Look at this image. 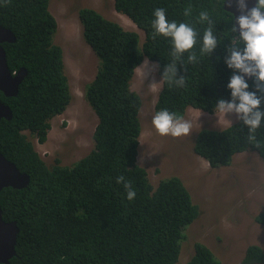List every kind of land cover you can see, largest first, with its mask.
I'll use <instances>...</instances> for the list:
<instances>
[{"label":"trees","instance_id":"1","mask_svg":"<svg viewBox=\"0 0 264 264\" xmlns=\"http://www.w3.org/2000/svg\"><path fill=\"white\" fill-rule=\"evenodd\" d=\"M50 2L0 0V23L17 37L16 42L3 43L9 68L13 73L27 70L18 95L7 97L0 90V99L13 112L11 119L0 120V152L31 177L24 188L6 187L0 192L4 219L16 221L20 228L17 254L0 264H179L187 231L199 218L201 206L182 177L164 178L155 187L139 164L143 99L133 80L146 58L158 63L162 78L174 60L171 39L152 38L153 13L164 8L169 21L192 24L201 41L192 50L198 63L187 61L189 53L177 61V78L183 76L185 86H170L163 80L156 112L167 108L183 118L190 108L216 113L220 99L231 100L227 85L233 69L225 57L232 38L239 35L231 31L234 16L225 9V0H114L116 11L141 28L144 38L143 31L141 37L94 8H80L84 38L100 59L86 88V98L99 118L94 148L71 165L59 159L48 164L26 131L45 143L53 118L72 100ZM189 6L192 13L186 17ZM201 11L209 12L218 39L216 49L205 56L199 49L208 25L199 22ZM248 83L249 90H256L252 79ZM248 135L241 120L223 128L204 126L193 149L212 167L231 165L237 154L247 151L257 152L264 161V122L255 133L259 146ZM121 175L136 192L132 200L124 184L117 182ZM255 220L264 225V210ZM194 250L183 264H222L207 244L197 241ZM242 264H264L263 248L249 245Z\"/></svg>","mask_w":264,"mask_h":264},{"label":"rangeland","instance_id":"2","mask_svg":"<svg viewBox=\"0 0 264 264\" xmlns=\"http://www.w3.org/2000/svg\"><path fill=\"white\" fill-rule=\"evenodd\" d=\"M82 7L94 8L134 30L121 21L124 18L129 22V17L124 14L123 18L117 17L114 0H51L50 10L58 21L55 42L64 50L72 100L62 114L53 118L45 143L26 131L48 164L59 159L61 164L71 165L94 148L99 118L86 98V88L98 72L100 59L84 38L78 11ZM142 31L141 28L138 31L141 37ZM151 85L143 76L135 75L133 87L145 99L140 111L142 134L138 162L147 169L155 187L164 178L182 177L194 201L201 206L199 218L187 231L188 239L183 243L179 264L191 258L197 241L207 244L222 264H242L249 245H259L264 250V225L255 220L264 210L263 159L257 152L247 151L237 154L231 165L212 167L196 154L193 145L198 131L204 126L223 128L237 122L239 119L231 113L224 118L218 112L211 114L190 108L184 118L192 123L189 135L161 136L152 124V117L163 81L158 82L154 91L155 101L148 98Z\"/></svg>","mask_w":264,"mask_h":264},{"label":"clouds","instance_id":"3","mask_svg":"<svg viewBox=\"0 0 264 264\" xmlns=\"http://www.w3.org/2000/svg\"><path fill=\"white\" fill-rule=\"evenodd\" d=\"M235 3L240 15L236 18L231 31L238 32L239 35L232 38L229 55L225 57V63L233 69V75L227 85L231 90V100L220 99L216 105V112L224 118L227 114H235L248 127V140L259 146L255 133L264 122V107H262L264 95L258 94L264 93V0H256L255 6L251 8L247 0H235ZM191 13L192 7L189 6L185 9L184 15L187 17ZM153 15L155 17L151 21L154 29L153 40L157 36H163L170 38L172 43L174 60L165 68L163 80H167L170 86L174 84L176 87H183L186 79L183 76L177 78V61H180L185 53H189L187 57L189 63L199 62L197 53L192 50L198 40L201 41L200 33L188 22L169 21L164 8L155 9ZM198 20L201 24L208 25L203 31L199 49L200 56H205L212 53L218 45L217 36L214 34L215 23L208 11H201ZM147 64L148 61H145V66ZM246 77L254 81L256 90H249L250 85ZM152 124L161 136L181 137L192 132L190 121L167 108L155 113ZM117 182L124 184L129 200L135 198L136 192L132 189L130 181H126L121 175L117 178Z\"/></svg>","mask_w":264,"mask_h":264},{"label":"water","instance_id":"4","mask_svg":"<svg viewBox=\"0 0 264 264\" xmlns=\"http://www.w3.org/2000/svg\"><path fill=\"white\" fill-rule=\"evenodd\" d=\"M249 7L256 4V0H247ZM224 7L236 18L240 15L235 0H225ZM17 37L13 31L0 23V90L6 96H16L19 88L27 75L26 69L13 73L9 68L7 53L3 43L16 42ZM246 79L251 80L246 77ZM13 112L9 105L0 100V119L2 117L12 118ZM31 177L22 172L15 163L0 152V192L6 187L24 188L30 183ZM20 228L16 221H6L3 217V209L0 206V262L8 263L16 254L17 239Z\"/></svg>","mask_w":264,"mask_h":264},{"label":"bare ground","instance_id":"5","mask_svg":"<svg viewBox=\"0 0 264 264\" xmlns=\"http://www.w3.org/2000/svg\"><path fill=\"white\" fill-rule=\"evenodd\" d=\"M116 15H117L118 18H123V16H122L123 14H121L119 12H117ZM121 21L123 22L124 25H126V26H128V27H130V28H132V29H134L136 31H139V27L131 19H130L129 22H126L124 20V18ZM145 61H148L147 66H145ZM143 68H146V70H145V72H143V73L140 74V72H141V70ZM135 75L136 76L137 75L143 76V79H144L145 82H151L152 85H151V90L148 93L149 94L148 98L151 101H155V99H156V93L154 91L158 87V82L160 83L161 80L163 81V78L161 76H159L158 67L156 66V63L145 59L143 61V63L137 67V69L135 71ZM143 103H145V99L144 98H143Z\"/></svg>","mask_w":264,"mask_h":264},{"label":"flooded vegetation","instance_id":"6","mask_svg":"<svg viewBox=\"0 0 264 264\" xmlns=\"http://www.w3.org/2000/svg\"><path fill=\"white\" fill-rule=\"evenodd\" d=\"M7 97H11V96H7ZM1 100V99H0ZM2 119H9V118H7V117H2L0 120H2ZM11 119V118H10Z\"/></svg>","mask_w":264,"mask_h":264}]
</instances>
